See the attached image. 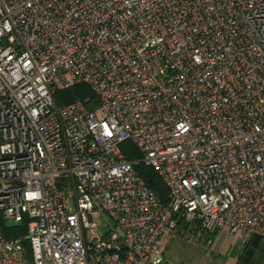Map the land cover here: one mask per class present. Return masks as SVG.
Wrapping results in <instances>:
<instances>
[{
  "label": "built area",
  "instance_id": "2783aa9c",
  "mask_svg": "<svg viewBox=\"0 0 264 264\" xmlns=\"http://www.w3.org/2000/svg\"><path fill=\"white\" fill-rule=\"evenodd\" d=\"M180 228L264 239V0H0V264H150Z\"/></svg>",
  "mask_w": 264,
  "mask_h": 264
},
{
  "label": "rangeland",
  "instance_id": "374dc122",
  "mask_svg": "<svg viewBox=\"0 0 264 264\" xmlns=\"http://www.w3.org/2000/svg\"><path fill=\"white\" fill-rule=\"evenodd\" d=\"M93 219L103 223L104 216L96 215ZM7 226L14 224L7 223ZM194 236L178 232L166 238L160 253L151 258L150 264H234L248 240L245 234L229 237L223 232L217 237L209 233H204L202 238Z\"/></svg>",
  "mask_w": 264,
  "mask_h": 264
},
{
  "label": "trees",
  "instance_id": "16d2710c",
  "mask_svg": "<svg viewBox=\"0 0 264 264\" xmlns=\"http://www.w3.org/2000/svg\"><path fill=\"white\" fill-rule=\"evenodd\" d=\"M55 98L57 104L60 106H65L78 100L84 102L90 110L98 106V100L95 94L86 86H76L70 90L59 92ZM122 148L129 160L133 161L140 159V155L130 143L124 144ZM136 170L160 200L164 204H167L169 202V193L158 174L152 168L144 165H139ZM28 224L29 220L27 219H25L23 223L14 226H7L6 224L3 226V234L6 238H21L27 235ZM182 230L183 228H180L179 232ZM24 246L27 252L28 264H33L31 261V248L29 243L25 242ZM235 264H264V239L257 236L248 238Z\"/></svg>",
  "mask_w": 264,
  "mask_h": 264
},
{
  "label": "crops",
  "instance_id": "0c3cea01",
  "mask_svg": "<svg viewBox=\"0 0 264 264\" xmlns=\"http://www.w3.org/2000/svg\"><path fill=\"white\" fill-rule=\"evenodd\" d=\"M179 231H177V233H178ZM181 233H189V232H185V231H180ZM179 232V233H180ZM220 233H222V232H214V233H209L212 237H217ZM223 233H225V232H223ZM226 234V233H225ZM203 236V235H202ZM202 236H201V238H202ZM236 261H237V259L235 260V262H234V264L236 263Z\"/></svg>",
  "mask_w": 264,
  "mask_h": 264
}]
</instances>
